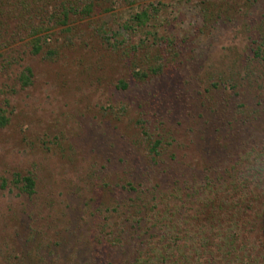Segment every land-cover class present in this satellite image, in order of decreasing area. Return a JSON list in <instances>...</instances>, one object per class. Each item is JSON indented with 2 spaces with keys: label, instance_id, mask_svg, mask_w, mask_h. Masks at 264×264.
<instances>
[{
  "label": "rangeland",
  "instance_id": "1",
  "mask_svg": "<svg viewBox=\"0 0 264 264\" xmlns=\"http://www.w3.org/2000/svg\"><path fill=\"white\" fill-rule=\"evenodd\" d=\"M54 1L0 16V264H107L121 256L103 242L109 228L140 229L151 203L163 210L172 187L203 179V163L219 172L264 148V0H102L91 13L93 0H79L68 24L59 14L47 24ZM30 19L45 27L40 54ZM222 80L237 88H213ZM172 154L201 171L178 166L177 185ZM16 175L35 178L34 195ZM131 183L149 191L139 207Z\"/></svg>",
  "mask_w": 264,
  "mask_h": 264
},
{
  "label": "trees",
  "instance_id": "2",
  "mask_svg": "<svg viewBox=\"0 0 264 264\" xmlns=\"http://www.w3.org/2000/svg\"><path fill=\"white\" fill-rule=\"evenodd\" d=\"M100 1L102 0H93L92 3H88L84 11L91 13ZM10 2H15L14 8L9 6ZM37 2L38 0H0V16L8 17V21H14L13 17L19 16L18 4L21 5L22 10L29 9L31 11L32 9L28 7L33 6V9L45 13V9L42 8V5L38 6ZM55 4L54 1L46 10L49 15L47 16L48 20H45L47 24L56 18V14L62 15V24H68V20L78 14L77 9L80 1L63 0L58 5ZM34 6L36 7L34 8ZM149 18L147 12L134 17L139 24H146ZM31 21L32 19H30L32 32L29 36L34 37L31 40L33 53L40 54L43 51L41 42L45 27L41 30L40 23L36 25ZM49 54H53V52ZM163 68L164 65H160L152 71L136 72V76L145 79L150 73L163 72ZM31 75V72L29 75H23L24 85L29 84ZM224 81L214 82L213 88L225 93L237 88L236 86L231 87ZM120 86L128 87L124 82H121ZM245 106L242 105L241 108ZM8 120L1 114L0 128L5 127ZM144 129L145 127H142V130ZM143 134L149 136L146 132ZM150 144L153 153L152 159L155 156L160 157L163 149L162 141L160 139L154 142L151 140ZM223 149L225 151L226 147ZM197 156L199 155L196 154ZM232 156L235 158L229 161L227 166L219 167L221 165H218L219 172L216 171L215 165L209 166L206 165L207 163H203L205 164L202 170L204 172L203 179L192 180L181 176L184 180L180 181V186L172 187L170 194L163 202L165 209L161 210L156 203H151L149 210L138 219L137 224L141 223L138 225L140 229L133 227L128 229L127 225H117L114 229L109 228L105 231L103 242L107 243L106 240H108L106 248L118 250L121 254L117 258L110 254L111 261L107 264H264V239H262L264 234V148H255V150L252 148L241 155ZM206 157L211 159L214 154L208 151ZM170 158L171 162L175 158L177 164L170 165L168 163L170 166H167L168 175L171 179H176L177 185L179 184L178 175L174 171L178 166L194 168L195 172L201 171L193 165L194 157L191 162L178 159L173 154ZM211 171H216L215 176L209 174ZM15 178V184H22L20 190L23 193L30 196L35 194L36 180L33 176L16 175ZM7 185V180L3 179L1 187L5 189ZM129 186L131 189L125 187L127 190L125 195L138 192L134 183ZM148 192L139 191L135 199L137 203L134 202L133 205L137 204L136 206L139 207V195H145ZM162 201L163 199L160 198L161 206ZM26 257L28 258V255L21 254L18 260L24 261ZM46 260L47 257L42 258L40 263Z\"/></svg>",
  "mask_w": 264,
  "mask_h": 264
}]
</instances>
